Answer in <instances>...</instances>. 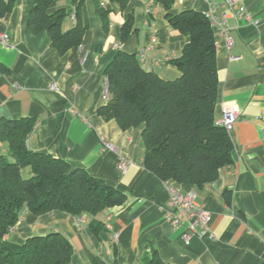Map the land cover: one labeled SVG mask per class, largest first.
<instances>
[{"label": "crops", "instance_id": "1", "mask_svg": "<svg viewBox=\"0 0 264 264\" xmlns=\"http://www.w3.org/2000/svg\"><path fill=\"white\" fill-rule=\"evenodd\" d=\"M220 1L176 0L173 12L206 14ZM59 5L70 6V0ZM243 7V17L229 19L232 49L216 36V120L233 107L242 112L230 133L233 164L202 189L172 182L181 191H196L197 202L212 214L210 227L216 239L193 238L185 245L181 229L173 228L161 209L169 198L165 181L143 165L142 129L124 131L115 120L100 116L98 109L107 103L104 72L118 51L136 53L145 71L174 80L181 73L170 60L180 57L188 37L169 24L162 5L153 0H129L126 9L111 4L108 29L96 3L85 0L80 18L88 28L82 44L61 55L46 33L30 31L28 2L17 0L0 19V35L8 39L7 45L0 43V63L10 70L0 74V119L35 118L27 140L30 150L85 168L127 200L95 217L103 223L98 233L89 226L90 214L53 211L36 216L25 211L4 239L22 244L33 236L61 233L70 241L73 262L78 264H149L153 259L163 264H264V0H243ZM131 12L137 30L121 41V28ZM72 14L65 20V30L76 23ZM116 44L121 48L115 49ZM104 142L115 149H105ZM0 155L9 156L4 142ZM121 159L129 164L124 171L119 169Z\"/></svg>", "mask_w": 264, "mask_h": 264}, {"label": "trees", "instance_id": "2", "mask_svg": "<svg viewBox=\"0 0 264 264\" xmlns=\"http://www.w3.org/2000/svg\"><path fill=\"white\" fill-rule=\"evenodd\" d=\"M60 1L27 0V26L35 35L46 33L52 48L63 55L81 46L88 24L80 18L85 0H70V6L59 5ZM93 1L105 29L109 27L110 5L126 9L129 2ZM153 1L162 5L169 24L188 37L180 57L170 60L181 75L165 80L145 71L136 53L120 50L105 69L109 98L98 114L115 120L124 131L142 129L143 165L162 181L202 189L217 181L222 168L233 164V141L215 117L219 85L216 35L206 14L173 12L176 0ZM16 3L0 0V19ZM71 14L76 23L65 30V20ZM136 30L131 12L121 28V41ZM8 73L0 63V74ZM35 123V118L0 119V143L7 144L9 154L0 155V264H78L73 262L70 241L61 233L33 236L22 244L7 242L4 237L25 211L36 216L53 211L90 214L89 226L98 233L103 223L95 217L123 205L127 196L83 167L30 150L27 140ZM228 194L224 193L227 203ZM149 264L163 263L153 259Z\"/></svg>", "mask_w": 264, "mask_h": 264}, {"label": "built area", "instance_id": "3", "mask_svg": "<svg viewBox=\"0 0 264 264\" xmlns=\"http://www.w3.org/2000/svg\"><path fill=\"white\" fill-rule=\"evenodd\" d=\"M102 6H106L105 2H102ZM206 15L211 22L215 35L225 42L228 50H231L234 45V38L231 33L229 19L233 17H243L245 15L243 0H221L218 3H213ZM71 18L75 21L74 15H72ZM0 43L3 45L8 44V39L5 35H0ZM114 47L115 49L121 48L118 44ZM140 56L144 58V51L141 52ZM53 89H56V86H53ZM103 98L106 101H108L109 98L108 85L106 82L104 85ZM241 116L242 112L237 107H233L223 112L221 117L217 119V124L223 126L230 134L235 123ZM104 146L105 149H115V147L108 142H104ZM128 165L126 160L121 159L119 169L124 171L127 169ZM165 183L169 191V198L161 209L165 220L173 228L181 229L184 244L190 245L193 238L214 241L216 237L210 227L212 214L197 202L196 191L194 189L181 191L179 188L175 187L172 182L168 181Z\"/></svg>", "mask_w": 264, "mask_h": 264}, {"label": "rangeland", "instance_id": "4", "mask_svg": "<svg viewBox=\"0 0 264 264\" xmlns=\"http://www.w3.org/2000/svg\"><path fill=\"white\" fill-rule=\"evenodd\" d=\"M106 4V3H105ZM67 21V20H66Z\"/></svg>", "mask_w": 264, "mask_h": 264}]
</instances>
